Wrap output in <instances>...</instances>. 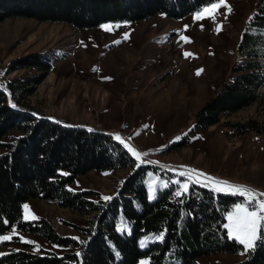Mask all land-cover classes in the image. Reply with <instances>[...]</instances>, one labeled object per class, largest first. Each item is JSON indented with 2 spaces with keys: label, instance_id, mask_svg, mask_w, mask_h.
<instances>
[{
  "label": "rangeland",
  "instance_id": "rangeland-1",
  "mask_svg": "<svg viewBox=\"0 0 264 264\" xmlns=\"http://www.w3.org/2000/svg\"><path fill=\"white\" fill-rule=\"evenodd\" d=\"M207 8L208 12L203 9L181 20L158 15L137 23L106 24L85 30L65 23L7 19L0 22V89L8 91L7 82L41 75L33 68L8 73L13 61L40 54L53 67L41 83L32 85L27 98L33 108L30 114L96 131L106 130L114 139L119 135L127 150L141 154L139 161L132 156L136 165L156 168L145 177L151 202L171 186V200L180 201L175 194L184 189H175L181 185L180 180L237 198L224 214L222 229L227 233L224 226L228 214L245 198L216 192V185L205 180L211 177L243 186L264 200L260 195L264 194V83L260 89L263 98L251 107L223 116L218 125L208 129L198 130L194 122L198 112L231 81L233 67L243 60L237 51L241 35L264 9V0H224L216 9ZM197 15L201 18L197 19ZM256 30L264 36V29L253 27L251 31ZM260 51L264 54V46ZM248 122L256 127L236 134L235 125ZM185 140L186 146L170 150ZM3 153L5 150L0 148V155ZM133 171H92L69 188L112 199ZM151 189H155L154 196L150 195ZM24 205L25 222L43 218L62 238L79 245L85 242L81 229L88 226L94 214L84 216L40 200ZM125 228L121 226V230ZM5 236L9 239H2ZM162 237L164 240L166 235ZM162 240L148 235L141 239L146 243L142 247L140 241V247L146 249ZM220 242L216 246L202 245V249L226 246L224 236ZM24 250L62 256L78 253L79 247L60 248L17 227L0 237V259ZM245 258L241 252L218 253L196 258L192 264H239ZM138 264H151V259L144 257ZM173 264H183V259Z\"/></svg>",
  "mask_w": 264,
  "mask_h": 264
},
{
  "label": "trees",
  "instance_id": "trees-1",
  "mask_svg": "<svg viewBox=\"0 0 264 264\" xmlns=\"http://www.w3.org/2000/svg\"><path fill=\"white\" fill-rule=\"evenodd\" d=\"M218 2L0 0V22L28 18L85 30L106 24L137 23L158 15L181 20ZM252 26L264 29V9H260L242 33L237 51L243 60L233 67L231 81L198 112L196 129L216 126L223 116L239 113L263 98L260 89L264 83V54L260 50L264 36L260 30L251 31ZM52 67L51 61L44 60L40 54L13 61L8 73L33 68L41 75L26 81L7 82L10 98L0 89V148L5 150L0 155V237L17 227L60 248L78 246L79 252L58 256L24 250L3 256L0 264H138L144 257H149L151 264H173L179 259H183V264H192L203 256L241 252L243 247L229 241L222 229L224 214L237 198L215 194L193 183L183 190L182 185L175 186L182 191L180 201L171 200L174 194L171 186L160 191L157 201L151 202L145 177L156 168L136 167L129 151L112 135L32 116L33 108L27 101L32 85L41 83ZM235 127L236 134L242 135L256 126L248 122ZM6 139L9 141L2 143ZM187 142L181 141L170 150L184 147ZM128 168L134 169L133 173L109 201L92 191L69 188L79 177L92 171L112 173ZM31 200L45 201L84 216L94 214L88 226L81 229L85 242L79 245L72 239L62 238L43 218L25 222L23 205ZM122 225L126 230H121ZM148 235L166 237L142 249L140 241ZM223 236L226 246L202 249V245L220 244ZM257 243L255 250L245 253V260L239 264H264V244Z\"/></svg>",
  "mask_w": 264,
  "mask_h": 264
},
{
  "label": "snow or ice",
  "instance_id": "snow-or-ice-1",
  "mask_svg": "<svg viewBox=\"0 0 264 264\" xmlns=\"http://www.w3.org/2000/svg\"><path fill=\"white\" fill-rule=\"evenodd\" d=\"M224 3V0H219L218 3H213L211 7L213 9L218 8L221 4ZM209 9L206 7L204 12H208ZM197 19H200L201 16L197 15ZM107 30V29H106ZM219 31V28L217 29ZM188 55V54H186ZM199 74V73H197ZM117 141H120L121 144H124V141L121 140V137L117 135L115 137ZM128 147L126 144L124 145ZM128 151L136 158L137 161L140 160L141 154L133 151L131 148H128ZM146 155V154H144ZM139 166L138 164L136 165ZM66 175V174H64ZM183 175V173H181ZM200 175H203L202 173ZM207 180L211 181L216 187L214 191L216 192H228L233 195H239L245 198L242 204H237L234 211L230 212L227 216L228 223L224 226L227 229V238L234 239L243 245L241 254H245L248 250H255L258 246V243L264 244V200L258 199L256 195L249 189L239 186L231 185L227 182L216 181L211 177H207ZM181 183L184 189H187L188 185L186 182ZM167 187V185H165ZM155 189L150 190V195L154 196ZM176 196H180L181 192L176 191ZM264 196V194H260ZM104 200L111 199L110 197H104ZM27 205H24V208L27 209ZM35 219V217H33ZM159 239H163L162 236H158ZM2 239H9V237H2ZM25 243H31L25 241ZM145 241H141V246H145ZM119 253H117L118 255Z\"/></svg>",
  "mask_w": 264,
  "mask_h": 264
},
{
  "label": "water",
  "instance_id": "water-1",
  "mask_svg": "<svg viewBox=\"0 0 264 264\" xmlns=\"http://www.w3.org/2000/svg\"><path fill=\"white\" fill-rule=\"evenodd\" d=\"M5 93H7V95H8L9 98H10L9 91H5ZM32 116H34V117H36V118H39V117H37L36 115H33V114H32ZM43 119L48 120V121H50V122H55V121H53V120H51V119H49V118H43ZM102 133L110 134V133H107V132H102Z\"/></svg>",
  "mask_w": 264,
  "mask_h": 264
},
{
  "label": "crops",
  "instance_id": "crops-1",
  "mask_svg": "<svg viewBox=\"0 0 264 264\" xmlns=\"http://www.w3.org/2000/svg\"><path fill=\"white\" fill-rule=\"evenodd\" d=\"M65 125L72 126V127H79L77 125H70V124H65ZM84 128H88V127H84ZM98 131H101V130H98ZM102 131H105V132L110 133L112 135V133L109 131H106V130H102Z\"/></svg>",
  "mask_w": 264,
  "mask_h": 264
},
{
  "label": "bare ground",
  "instance_id": "bare-ground-1",
  "mask_svg": "<svg viewBox=\"0 0 264 264\" xmlns=\"http://www.w3.org/2000/svg\"><path fill=\"white\" fill-rule=\"evenodd\" d=\"M205 182L208 184L209 182H208V180H205ZM209 185H211L210 183H209ZM213 186V185H212ZM215 187V186H214ZM254 191V190H253ZM252 191V192H253ZM226 192V191H225ZM221 193H224V192H221ZM228 193V192H227ZM256 195V194H255ZM256 197H259V196H256Z\"/></svg>",
  "mask_w": 264,
  "mask_h": 264
}]
</instances>
